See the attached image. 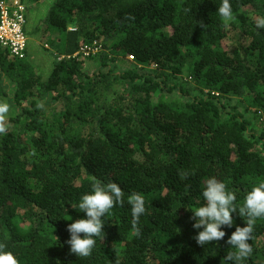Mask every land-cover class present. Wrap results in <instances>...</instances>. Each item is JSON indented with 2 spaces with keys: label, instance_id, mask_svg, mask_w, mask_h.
Masks as SVG:
<instances>
[{
  "label": "trees",
  "instance_id": "16d2710c",
  "mask_svg": "<svg viewBox=\"0 0 264 264\" xmlns=\"http://www.w3.org/2000/svg\"><path fill=\"white\" fill-rule=\"evenodd\" d=\"M22 1L28 21L42 0ZM221 3L51 0L26 58L0 46V101L10 105L0 134V242L20 264H114L113 248L121 264H232L226 241L246 226L238 211L222 240L200 246L190 210L205 203L213 176L238 207L264 180V28L255 24L264 0H230L228 26ZM95 42L96 53L74 56ZM92 177L117 182L125 203L102 218L105 238H95L92 255L79 258L67 226L86 216L78 204ZM132 192L145 197L139 236ZM252 236L244 264H264V217Z\"/></svg>",
  "mask_w": 264,
  "mask_h": 264
},
{
  "label": "clouds",
  "instance_id": "9594fccd",
  "mask_svg": "<svg viewBox=\"0 0 264 264\" xmlns=\"http://www.w3.org/2000/svg\"><path fill=\"white\" fill-rule=\"evenodd\" d=\"M219 16L225 26L234 22L236 17L233 14L230 0H222L217 9ZM257 28H264V16L255 18ZM201 27H205L203 22ZM42 108L43 103L37 105ZM10 110V105L6 101H0V134L7 133L5 122L6 114ZM186 174H181L184 178ZM91 192L81 197L78 209L86 213L83 218L76 219L68 224L67 231L70 238L66 241L70 245V253L79 258L92 255L96 244V237L104 240V220L102 219L117 204L123 206L124 191L117 182L103 183L92 177ZM205 203L192 212L191 219L195 221L192 225L194 229H202L193 237L200 246L219 242L226 233L222 226L232 227L234 223L233 213L237 212L244 219L246 226H236L235 231L228 237L226 243L229 251L225 258L232 264H244V261L253 251L249 241L253 238L254 225L258 218L264 217V180L254 183L244 197L243 204L239 207L236 204V194L229 191L225 182L215 176L209 178L205 183L203 191ZM131 206L132 226L135 234L140 235L138 228L139 218L146 212L145 197L139 192H132L127 198ZM76 208V207H74ZM7 243L0 242V264H20L17 256L7 250ZM113 248V247H112ZM115 252L114 264H121L119 250L113 248ZM222 264V262H221Z\"/></svg>",
  "mask_w": 264,
  "mask_h": 264
},
{
  "label": "built area",
  "instance_id": "2783aa9c",
  "mask_svg": "<svg viewBox=\"0 0 264 264\" xmlns=\"http://www.w3.org/2000/svg\"><path fill=\"white\" fill-rule=\"evenodd\" d=\"M27 13L28 6L22 0H0V46L8 49L11 56L17 59L27 56ZM95 44H85L74 56L79 53L86 56L96 53L99 47Z\"/></svg>",
  "mask_w": 264,
  "mask_h": 264
},
{
  "label": "rangeland",
  "instance_id": "374dc122",
  "mask_svg": "<svg viewBox=\"0 0 264 264\" xmlns=\"http://www.w3.org/2000/svg\"><path fill=\"white\" fill-rule=\"evenodd\" d=\"M51 2V0H42L40 1V3L38 5H35L34 7H36V10L33 12V16L37 17L35 19H37L38 23L40 22V20H42V18L45 16L46 14V10H47V7L49 5V3ZM31 11V10H30ZM31 23L32 22V18H31ZM30 23V24H31ZM28 25V23H27ZM33 26H30L27 28L28 32H29V41H33V39H37V37H35V34L33 33ZM35 37V38H34ZM236 37H235V34L234 33H231L224 41V45L225 46H228L229 44H232L233 41H235ZM35 45L38 47V46H41L42 45V41H37L35 40ZM43 43H46V42H43ZM45 46H48L45 44ZM131 59V58H130ZM48 67V66H47ZM50 67V66H49ZM188 74V73H187ZM188 76V75H187ZM190 80H192V78L189 76L188 77ZM235 100V98H233ZM249 105V101L247 99H244L243 98V104H242V108H245L246 106Z\"/></svg>",
  "mask_w": 264,
  "mask_h": 264
},
{
  "label": "crops",
  "instance_id": "0c3cea01",
  "mask_svg": "<svg viewBox=\"0 0 264 264\" xmlns=\"http://www.w3.org/2000/svg\"><path fill=\"white\" fill-rule=\"evenodd\" d=\"M36 7H38V6H36ZM36 7H34L33 6V8H32V10L30 11V13H29V20H28V25H27V27L26 28H28L29 27V25L30 26H33V27H35V25H37L38 24V21H37V19H35V18H37V17H35V16H33L32 14H33V12L36 10ZM31 18H32V22L33 23H31ZM31 23V24H30ZM48 66V65H47Z\"/></svg>",
  "mask_w": 264,
  "mask_h": 264
}]
</instances>
